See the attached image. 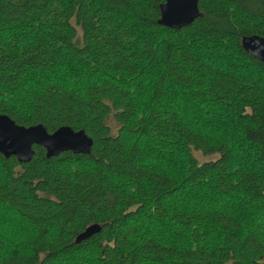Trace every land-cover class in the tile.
Returning <instances> with one entry per match:
<instances>
[{
	"label": "trees",
	"instance_id": "1",
	"mask_svg": "<svg viewBox=\"0 0 264 264\" xmlns=\"http://www.w3.org/2000/svg\"><path fill=\"white\" fill-rule=\"evenodd\" d=\"M163 1L0 0V113L93 141L0 153V264H264V62L241 46L264 0H198L179 29Z\"/></svg>",
	"mask_w": 264,
	"mask_h": 264
},
{
	"label": "water",
	"instance_id": "2",
	"mask_svg": "<svg viewBox=\"0 0 264 264\" xmlns=\"http://www.w3.org/2000/svg\"><path fill=\"white\" fill-rule=\"evenodd\" d=\"M200 15L198 0H164L160 4L158 22L160 25L179 29L189 25ZM241 46L253 57L264 62L263 36L244 35ZM92 143V139L83 129L74 130L64 125L49 133L40 123L24 126L0 113V153L6 158L14 156L21 163L31 160L34 154L33 145H41L46 156L51 157L64 151L88 154ZM97 230L96 225H91L76 240L85 239Z\"/></svg>",
	"mask_w": 264,
	"mask_h": 264
},
{
	"label": "rangeland",
	"instance_id": "3",
	"mask_svg": "<svg viewBox=\"0 0 264 264\" xmlns=\"http://www.w3.org/2000/svg\"><path fill=\"white\" fill-rule=\"evenodd\" d=\"M255 73V72H254ZM172 102H176L178 105H181L182 102L181 101H175L174 98L172 97ZM169 100H167V102H169ZM186 119L190 120L191 123H196L197 120H199V123H200V126L201 128L205 129L207 131V133L210 135V134H214L212 133L210 130L207 129V124L205 123V121L199 117V115L195 112L191 113V115H189V117H186ZM111 126L113 127V129L115 130V127H116V124L114 122H111ZM215 136H219L220 134H214ZM211 136V135H210ZM195 157L200 161V160H207L209 159L210 157L209 156H203L201 155L198 151H193ZM179 201V200H178ZM25 224H23L22 222H20V220H17L16 222L13 223V225L11 227H9L8 230H6L4 232V236H8L10 233H14V234H11V238L10 240L7 242V247H11L13 246L14 244H17V243H20L24 240V233H26L29 228L27 230H24L25 229ZM81 261V258L80 257H76L74 260H73V264H79Z\"/></svg>",
	"mask_w": 264,
	"mask_h": 264
}]
</instances>
